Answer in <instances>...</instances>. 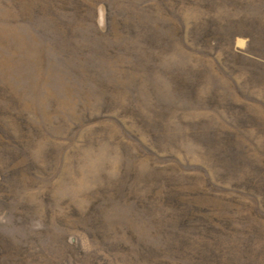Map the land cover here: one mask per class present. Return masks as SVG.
Instances as JSON below:
<instances>
[{"label":"rangeland","instance_id":"obj_1","mask_svg":"<svg viewBox=\"0 0 264 264\" xmlns=\"http://www.w3.org/2000/svg\"><path fill=\"white\" fill-rule=\"evenodd\" d=\"M0 264H264V0H0Z\"/></svg>","mask_w":264,"mask_h":264}]
</instances>
